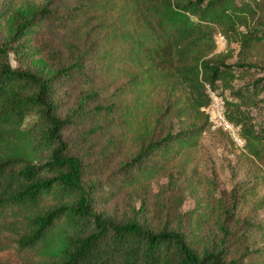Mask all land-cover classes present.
<instances>
[{"label": "trees", "instance_id": "1", "mask_svg": "<svg viewBox=\"0 0 264 264\" xmlns=\"http://www.w3.org/2000/svg\"><path fill=\"white\" fill-rule=\"evenodd\" d=\"M246 5L243 0H83L75 10L63 11L62 29L80 19H93L119 44L114 59L133 70L120 86L121 93L132 94L125 115H132L133 103L147 113L150 101L154 110L158 102L151 103V97L162 92L164 113L172 114L182 127L152 142L153 150L167 156L177 147L189 149L198 143L209 124L200 109L210 101L208 86L222 99L226 118L239 125L246 152L264 166V133L250 123L240 103L254 95L256 85L253 82L252 87L236 90L233 98H223L219 85L231 87L236 75L230 64L210 56L216 48L217 26L225 37L244 47L262 39L239 28L246 21ZM50 18L59 20L45 5L19 21L16 32L21 36L26 26L44 25ZM25 49L20 42L12 46L9 40L0 41V264H240L237 258L225 261L221 249L200 255L182 232L95 212L82 183V162L65 153L67 144L61 138L71 115L56 114L50 99L53 80L79 67L60 66L43 76L20 62L13 65L10 52L19 56ZM31 110L43 121L36 137L23 125ZM39 141L48 146V152L44 160L32 162ZM146 151L133 159L135 181H148L157 174L158 164H139ZM74 195L73 201L45 205L49 198ZM82 225H91V230L81 233ZM51 247L58 256L49 260Z\"/></svg>", "mask_w": 264, "mask_h": 264}, {"label": "rangeland", "instance_id": "2", "mask_svg": "<svg viewBox=\"0 0 264 264\" xmlns=\"http://www.w3.org/2000/svg\"><path fill=\"white\" fill-rule=\"evenodd\" d=\"M243 1L248 8L239 28L262 39L244 47L226 36L225 45L216 46L210 56L230 64L236 75L231 87L219 85L223 98H233L236 90L252 87L254 82V95L245 96L240 103L247 109L250 123L264 133V79L260 80L264 76V0ZM82 2L0 0V41L9 40L12 46L20 42L26 49L19 56L10 52V62H20L43 76L52 75L60 66L79 67H71L69 76L53 80L50 99L56 114L71 115L61 138L67 144L65 153L82 162V183L91 195L92 209L114 220L135 218L154 229L164 226L182 232L200 255L221 249L225 261L237 258L240 264H264L262 162L246 152L242 143L232 142L226 130L210 124L193 148L177 147L167 156L153 150L152 142L168 132H178L182 124L164 113L165 97L157 91L151 97V103L158 102L154 110L148 101L147 113L133 103L132 115L124 114L132 94L121 93L120 86L133 70L114 59L119 44L93 19H80L62 29L63 11L75 10ZM45 5L60 21L50 18L44 25L30 24L20 36L17 23ZM216 31L223 32L219 26ZM248 98L253 99L246 103ZM23 125L36 137L43 121L31 110ZM234 126L239 132V125ZM143 149L147 151L139 164L159 167L151 180L135 181L132 162ZM47 152L48 146L39 141L38 151L30 159L42 161ZM75 199V195L49 198L45 205ZM90 230L91 225L79 229L81 233ZM56 255L57 250L48 249L49 260Z\"/></svg>", "mask_w": 264, "mask_h": 264}, {"label": "built area", "instance_id": "3", "mask_svg": "<svg viewBox=\"0 0 264 264\" xmlns=\"http://www.w3.org/2000/svg\"><path fill=\"white\" fill-rule=\"evenodd\" d=\"M215 43L217 47L224 46L226 37L222 32L215 34ZM210 101L207 105H203L200 109L207 114L208 122L211 128L220 127L229 132L233 140L239 144L242 143L237 128L231 123L223 112L222 99L215 90L207 86Z\"/></svg>", "mask_w": 264, "mask_h": 264}]
</instances>
